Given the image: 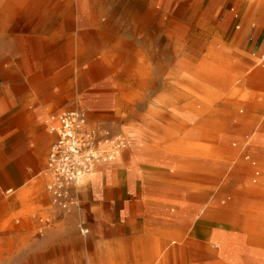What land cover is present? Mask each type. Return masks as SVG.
Here are the masks:
<instances>
[{
  "label": "bare ground",
  "instance_id": "6f19581e",
  "mask_svg": "<svg viewBox=\"0 0 264 264\" xmlns=\"http://www.w3.org/2000/svg\"><path fill=\"white\" fill-rule=\"evenodd\" d=\"M158 4L163 8V0ZM101 10V0H0V25L4 27L8 23L17 34V53L25 64L39 56L35 52L39 45H43L46 51L56 49L52 59L71 61L68 71L75 75L54 85L61 92L76 86L77 92L67 93V96L77 100L83 108L94 105L87 91L90 76L102 78L112 75L123 89L128 83L127 73L133 66L134 48L129 42L122 46L118 37L105 38L111 42L105 56L90 51L88 41L92 33H102L101 29L106 25L96 20V13H102ZM127 10L133 18L131 27L134 31L148 29L154 10L147 5V0H130ZM155 12L158 14L162 9ZM162 20L163 17L160 18L161 23ZM73 31L79 35L80 46L76 48L72 44ZM41 33L48 34V37L40 36ZM26 42L30 54L24 52ZM167 49L164 45L162 50L159 49L160 54L163 56ZM3 53L0 52V57ZM260 55L264 63V53ZM225 57L217 58V62L229 67L230 55ZM241 57V53L237 54L239 60ZM44 61L48 63L45 68L50 71V59L44 57ZM120 63H125L127 68L120 71ZM158 65L162 80L165 84L170 81L169 86L175 92L167 97L162 94L158 97L157 119L147 123L146 131L135 129L132 133L137 140L135 143L132 139L128 145L127 141L114 160L98 163L79 181L87 178L97 185L103 175L109 176L111 172L107 168L101 169V166L121 161L128 167L126 177L130 187L142 178L143 181L138 180L139 189L143 185V190L155 189L143 195L137 203L139 213L150 212L155 221L181 232L173 234L160 246L157 238L151 243L140 238L131 248L121 243L116 250L98 255L99 261L101 264H123V259L131 258L135 264H264V113L258 119L253 118L245 128L240 124L235 126V108L231 106V98H222L219 107H209L214 101L210 94L200 97L186 95L188 106L198 98L204 106L181 112V106H178L181 104V76H170L162 60ZM219 65L214 59L205 58L197 65H189V68L195 82L204 83V87L216 83L230 85L245 75L251 87L262 88L264 92V66L250 71L243 69V74L235 76L227 74V70L225 73ZM174 70L181 72V60ZM26 72L29 77L33 75L30 79L37 83L43 79L40 73L34 74L28 64ZM52 86L49 91L55 88ZM164 86L169 89V86ZM49 91L41 97H47ZM2 109L0 103V111ZM105 110L113 129H117V117L122 118L121 108L112 106ZM236 114L239 118L244 117L245 106L239 105ZM139 143L144 147H137ZM128 146H132L135 155L130 149L128 151ZM107 147L110 148L109 142L105 143ZM141 162L143 164L139 165ZM15 174L13 166L7 167L2 178L17 177ZM174 183L178 189H173L171 185ZM6 192L13 193L14 189ZM18 218L16 215L15 219ZM83 232L89 230L84 229ZM59 241L58 245L52 246V252L67 248L66 236ZM5 242L6 238L1 235V249ZM176 250H181V254ZM129 251L132 254H128ZM56 255L44 254L40 256L41 262ZM63 255L59 254L60 264H69ZM9 257L2 250L0 264ZM16 257L21 264L20 254Z\"/></svg>",
  "mask_w": 264,
  "mask_h": 264
},
{
  "label": "rangeland",
  "instance_id": "374dc122",
  "mask_svg": "<svg viewBox=\"0 0 264 264\" xmlns=\"http://www.w3.org/2000/svg\"><path fill=\"white\" fill-rule=\"evenodd\" d=\"M101 1L102 13H96V20L103 21L106 25L101 29L102 33H92L88 46L91 52L105 56L109 53L111 44L106 37H118L122 46L129 42L135 52L133 66L126 76L128 83L125 87L121 89L112 75L102 78L90 76L87 91L93 98L94 105L80 107L77 100H71L67 96V93L77 92L76 86L61 92L60 88L54 85L55 82L59 83L64 78L75 75L68 71L71 61L52 59L56 49L46 51L43 45H39L35 50L39 56L34 60H28L27 64L34 74L40 73L43 79L39 83L31 80L33 75L28 76L27 64L17 53L19 47L17 34L11 30L8 23L4 27L1 24L0 52L4 51V55L0 57V99L9 95L12 107L10 119L14 115L23 116L26 124L37 121L50 132L47 121L51 116L68 109H77L86 113L89 128L102 129L114 138L122 136L126 139V145L127 141L129 145L132 139L135 143L137 140L132 135L134 130L146 131L144 128L147 123L157 119L158 97L161 94L167 97L175 92L169 86L170 81L165 84L162 80L158 65L160 60L163 61L170 76H181V104H178L181 106V112L197 110L204 106L199 98L193 100L192 106H188L186 95L200 97L210 94L214 101L208 105L209 107H219L222 98L226 96L231 98V106L235 108L233 116L235 126L240 124L239 126L245 128L253 118L258 119L263 115L264 92L262 88H253L249 83L246 84L244 80H248L247 76H239L237 81L230 85L216 83L204 87V83L195 82L189 65H197L205 58L214 59L216 65H219L217 58L221 56L226 58L225 56L230 55L229 67L219 65L230 75H240L243 74V69L250 71L264 66L260 55L264 50L259 49V45L261 43L264 45V41L259 36L244 32L246 25L242 19L245 15L252 18L261 9L264 10V0H216L211 4V0H163V8L159 7L160 0H147V5L154 10V14L145 31H134L131 27L133 18L127 10L130 0ZM226 7L233 9L234 34L228 36V39L225 35H220L222 37L211 44L217 31L209 20L207 22L210 25L199 24L200 16L206 10H212L215 14L220 13L221 16ZM161 9L162 12L158 14L155 12ZM219 21L220 18L214 20L215 23ZM71 35L74 48L79 47L78 33L73 31ZM40 36L48 37V34L41 33ZM253 43L255 45L251 46ZM27 44L26 42L23 45L24 52L30 54ZM164 45L168 49L162 56L159 49L162 50ZM239 53L243 57L241 60L237 58ZM44 57L50 59L49 65L52 67L50 71L45 68L48 63L44 61ZM180 60L181 72H178L174 70V66ZM237 66L242 69H238ZM125 67L127 68L125 63L118 65L120 71ZM52 85L55 88L49 91ZM164 85L169 86V89ZM46 91H49L47 97H41ZM239 105L245 106V116L242 118L236 114ZM112 106L121 108L122 118L117 117L119 121L117 129H113L105 110ZM1 125L0 119V128ZM54 139L53 137L50 145ZM138 146L144 147L143 143H139ZM103 149L109 150L108 147L105 148V144ZM129 149L132 152V146L128 151ZM108 162L110 161L104 163ZM9 166H13L11 159L0 158V208H4L0 209V236L6 238L2 249L0 247V253L5 250L6 254L10 255L4 264H18L17 254H20L21 264H60L59 254H64L63 257L69 264H101L98 255L108 250H116L121 243L131 248L140 238H144L148 243L157 238L160 246L173 234L181 232L177 228L155 221L154 215L150 212L139 213L137 203L143 199V195L150 194L155 189L143 190L144 185L139 189L138 180L143 181L142 178H138L133 187H130L126 177L128 167L121 161L101 166V169L107 168L111 172L110 178L101 180L102 183L97 190L90 179L79 181L74 203L68 210L59 208L52 196L46 192L50 177L46 175L45 170L41 180H34L25 190H19V184L8 182L9 177L2 178V172ZM171 186L173 189L179 187L175 183ZM10 188L14 189V194L6 192ZM16 215L19 216L18 219H15ZM84 229H88L89 232L84 233ZM65 236L68 239L67 248L52 252V246L58 245L59 240ZM176 251L181 254V250ZM44 254L58 255L41 262L40 256ZM128 254H132L131 251ZM122 263L135 264V261L126 258Z\"/></svg>",
  "mask_w": 264,
  "mask_h": 264
},
{
  "label": "built area",
  "instance_id": "2783aa9c",
  "mask_svg": "<svg viewBox=\"0 0 264 264\" xmlns=\"http://www.w3.org/2000/svg\"><path fill=\"white\" fill-rule=\"evenodd\" d=\"M48 123L56 139L49 153L47 190L59 208L68 210L74 203L80 178L92 172L98 163L114 160L126 139L89 128L86 113L77 109L53 115ZM106 142H110L107 151L103 149Z\"/></svg>",
  "mask_w": 264,
  "mask_h": 264
},
{
  "label": "crops",
  "instance_id": "0c3cea01",
  "mask_svg": "<svg viewBox=\"0 0 264 264\" xmlns=\"http://www.w3.org/2000/svg\"><path fill=\"white\" fill-rule=\"evenodd\" d=\"M215 1L216 0H211L210 4L215 3ZM232 10L226 7L221 16H219L220 13L215 14L212 10H206L203 12V15L200 16L199 24L204 23L210 25L211 23L217 31L216 37L210 42L211 44H214L217 38L219 39V37H222L220 35H225L227 38L234 34L232 24V19L234 17L232 15ZM218 18H220V21L215 23L214 20ZM242 19L245 20L246 25L244 32L252 36H259L262 38L261 40L264 41V10L261 9V11L252 18L245 15L242 16ZM207 20H209L210 23H208ZM251 20L252 22H250ZM254 45L255 43L251 46ZM259 49L260 51L261 49L264 50V45L262 43L259 45ZM244 82L250 84L249 80H244ZM0 103L3 107L2 112H0V119L2 120L0 128V158H2V160L11 159V162H13V171L16 172L15 175H17V177H13V175L10 176L8 182L19 184L18 189L25 190L34 180H41L43 178L42 174L44 170L47 172L49 153L51 145L56 139V134L51 130L47 132L44 125L37 123V121L26 124V122L23 121V116L14 115V117L10 119L9 113L12 107L9 95L2 96ZM53 137L55 139L50 145ZM105 178L110 177L103 175L102 180ZM101 183L102 182L95 185L93 181L91 182V184L95 186V190L99 189ZM46 192H48L47 189Z\"/></svg>",
  "mask_w": 264,
  "mask_h": 264
}]
</instances>
